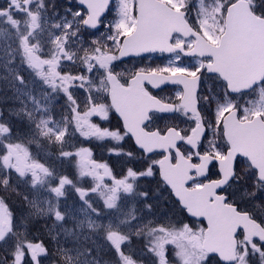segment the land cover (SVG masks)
<instances>
[{
  "label": "snow or ice",
  "instance_id": "1",
  "mask_svg": "<svg viewBox=\"0 0 264 264\" xmlns=\"http://www.w3.org/2000/svg\"><path fill=\"white\" fill-rule=\"evenodd\" d=\"M111 2L68 0L61 9L56 0H7L0 6V68L8 73L0 81L13 92L12 103L20 104L0 109V192L10 191L30 209L25 214L21 207L14 215L6 202L11 197L0 196V264H44L54 257L61 264H264V162L254 159L251 145L234 146L229 137L230 127L239 135L241 114L240 122L264 136V62L243 80H235L223 67L226 49L207 43H216L210 33L223 31L217 17L226 8L224 0H165L176 18L167 36L170 46L161 51L175 53L174 64L114 71L124 58L155 49L143 48V30L132 38L137 21L128 13V0H119L114 19L105 23ZM259 7L264 14V0H259ZM174 37L179 41L175 46ZM184 57H196L197 62L185 65ZM125 71L132 75L129 90L134 91L135 84L147 101L138 116L127 113L114 91ZM145 83L153 89L182 87L171 97H156L143 88ZM37 85L38 95L33 91ZM100 95L110 96L111 103H97ZM60 99L62 111L56 119L53 106ZM113 114L118 117L115 129L92 122L93 117L108 121ZM228 115L231 122L225 119ZM166 117L182 119L185 127L174 123L163 132L147 131L153 118ZM221 129L228 137L226 149L209 137ZM169 133L176 134L171 151L179 152L184 145L192 150L190 161L204 162L203 168L193 165L180 190L176 170L165 174L161 162L145 158L170 151L148 146L154 136ZM77 134L110 144L109 155L122 160L119 173L96 162L90 148H76L72 140ZM40 141L56 146L58 161H76L75 178L60 174L24 146ZM205 155L210 159L204 161ZM157 174L182 211L203 218L206 226L182 221L156 226L161 218L153 201L159 192L141 181L156 179ZM84 177L92 181L87 188L80 186ZM194 180L203 181L194 187H207V192L190 203L181 191ZM21 187L27 189L22 196ZM69 189L76 194L83 218L60 203ZM42 192L47 195L41 197ZM238 193L240 201L235 199ZM125 206L127 212L122 210ZM41 219L51 224L33 232ZM67 220L73 227L65 226ZM137 242L143 247L137 248Z\"/></svg>",
  "mask_w": 264,
  "mask_h": 264
},
{
  "label": "water",
  "instance_id": "2",
  "mask_svg": "<svg viewBox=\"0 0 264 264\" xmlns=\"http://www.w3.org/2000/svg\"><path fill=\"white\" fill-rule=\"evenodd\" d=\"M136 2L137 31L133 33L132 38H135L140 33V31L143 30L147 35V39L143 45V48L155 49V51L149 50L142 55L161 53V49L170 46L167 42V36L169 34L171 24L176 18L175 12L174 10L169 11V7L165 6V4L157 0H136ZM225 35L227 36L226 40L224 39ZM209 45L213 47L223 46L226 49V55L223 60V67L228 71L230 75L233 76L235 80H243L245 75L250 70L255 69L261 64V62H264V19L256 16L251 11L247 0H236L228 5L226 9L225 27L223 33L220 36L219 43L217 45H212L209 43ZM143 48L138 50H143ZM164 53L170 54L168 52ZM129 57L138 56L131 55ZM131 79L132 77L128 80L127 84H123L118 81V83L115 85L114 91L117 95L118 101L126 105L127 113L130 116H138L144 110L147 101L138 90H135V84H132V89L134 91L129 90V81H131ZM166 86L182 87L180 85L172 84H168ZM163 87L165 86H162V88ZM143 88L146 89L148 93H150L149 89H153L147 83L143 85ZM153 90L158 91L160 89ZM108 100L110 104V96H108ZM225 119L231 122L233 120V117L231 115H228L225 117ZM238 124V136L234 134L231 127L229 128V137L232 138L233 145H251V152L254 159H256L257 162H264V136H262L257 129L249 127L246 123L238 121ZM152 131L153 130L148 132ZM196 135H199V132H197ZM175 138V133H169L167 137L154 136L153 143L149 144L148 146L157 145L170 149V151L168 152H158L164 154L159 159V162L163 164L165 174H168L170 170H176V182L178 185V190H180L179 184H181L188 178V175L190 174L189 170L193 168V165H195L197 168H203L204 162L198 161V163H192L189 158H186L183 155L180 149L179 152L171 151V142L175 140ZM223 138L225 142L228 139V137H225L224 134ZM192 139L195 140V137H193ZM171 152H173V154L175 155V162L171 161ZM209 159V156H204V161H207ZM230 161L231 158H229V165ZM206 192L207 187H205L204 189H196L195 187L189 188L188 186H186L181 191V195H185L186 199H188L191 203L193 199H199V197ZM171 195L177 202V198L175 197V195H173L172 193ZM201 207H203V202H201ZM186 215L190 217L187 213ZM194 219L203 221L206 226L207 222L203 218Z\"/></svg>",
  "mask_w": 264,
  "mask_h": 264
},
{
  "label": "rangeland",
  "instance_id": "3",
  "mask_svg": "<svg viewBox=\"0 0 264 264\" xmlns=\"http://www.w3.org/2000/svg\"><path fill=\"white\" fill-rule=\"evenodd\" d=\"M61 0H56V2H60ZM233 0H224V3L226 4V6L230 3V2H232ZM248 1H250V3H251V5L252 6H254V8L256 9V11H257V13H261L262 14V12H261V9H260V7H259V0H248ZM6 0H3V6L6 4ZM0 5H1V1H0ZM118 5H119V0H115V4H114V11H113V18H112V20L114 19V15H115V10L118 8ZM2 6V5H1ZM65 7V6H64ZM217 11L219 12V9H217ZM224 12H225V9L223 10V12L217 17V20L218 19H220V17H221V19L220 20H222V18H223V14H224ZM128 13H129V6H128ZM130 15V14H129ZM263 15V14H262ZM112 20H105V23H107L108 21H112ZM220 20L218 21V24L220 23ZM131 26V25H130ZM219 28L220 29H222V25H220L219 24ZM220 32L221 31H217V32H212V33H210V35L215 39V40H217L218 39V35L220 34ZM99 34H97V36H98ZM90 39H92L91 37H90ZM197 62V60H194L191 64H189V65H192V64H195ZM160 63H162V64H164L165 66H168L170 63H171V61L169 62L168 61V59L167 60H157L156 58H154V57H148V58H144V59H142L141 61H138V62H136V61H132V62H130V63H128V64H124L120 69H118V67L116 68V69H114V71H117V72H120V71H122V70H126V69H133L134 71L136 70V69H140V68H143V69H145V70H152V69H163L164 68V66L163 65H160ZM185 65H187V64H185ZM68 67L69 66H65V70H67L68 69ZM4 75H8V73L3 69V68H0V76H4ZM101 75H102V73H101ZM129 76H131V73H129V72H124V75L120 78V79H127ZM3 89H4V91H3ZM39 85H37L34 89H33V91H34V94H39ZM177 91V90H176ZM0 100H8V102L7 103H5V105H4V107H5V109H7V108H9V107H16V108H19L20 107V104L19 103H15V104H13L12 103V101L9 99V98H11L12 96H13V92L11 91V89H8L6 86H5V84L2 82V81H0ZM162 95V97H171V96H173L174 95V93H171L170 91H166V92H164V93H162L161 94ZM102 96L104 97V98H102ZM23 99H27L26 97H24ZM96 102L97 103H103V104H109L108 103V99H107V95H100L98 98H97V100H96ZM11 103V104H10ZM10 104V105H9ZM29 107H31V105H29ZM0 109H3V103H0ZM7 114V113H6ZM53 115H54V113H53ZM242 116H243V114H241V119H242ZM94 118V117H93ZM92 118V119H93ZM95 118H97V119H100V118H98V117H95ZM115 118V116H114V114L113 115H110V117H109V120L108 121H104L105 123L106 122H109V123H107L106 125H107V127H108V124H110V126H111V124L113 123L112 122V119H114ZM166 120H158V119H155V122L150 126V127H152V128H158V129H160V130H163L164 128L166 129L167 127H169V126H172L174 123L175 124H177L179 127H181V128H183V127H185V122L181 119V120H178V121H176V120H167L168 119V117H166L165 118ZM210 119H211V117H210ZM114 126H115V128L118 126V124L115 122L114 123ZM114 128V129H115ZM209 137L210 138H213V139H217V140H219V147L221 148V149H224V147H225V142H224V140H223V138H222V132L220 131V133L219 134H217V135H214L213 134V132H210L209 133ZM113 143H115L114 141H113ZM204 143L205 144H207V141L205 140L204 141ZM24 146L25 147H27L28 149H29V152L35 157L36 156V154L34 155L33 154V152L31 151V149L28 147V145H27V143H25L24 144ZM110 147V146H109ZM108 147V148H109ZM181 150L183 151V153L186 155V156H188V153L191 151L187 146H182L181 147ZM105 159L106 160H104V161H102V162H98V163H107L108 162V160H109V153H108V151L106 150L105 151ZM151 157H155V158H151ZM158 157H159V155H154V156H149V157H147V158H151V159H147L148 161H149V163H151L152 161H156L157 159H158ZM94 159V158H93ZM247 165L246 164H244V165H242V169L244 168V167H246ZM76 171L78 172V168L76 167ZM158 175V174H157ZM159 178V177H158ZM106 182H110V181H108L107 180V178H106ZM91 183H92V181H91V178L90 177H84V178H82V180H81V183H80V186H83V187H85V188H87V187H89L90 185H91ZM141 183L142 184H144L145 186H146V181H141ZM196 183H194V184H192V185H195ZM147 187V186H146ZM235 187V186H234ZM148 188V187H147ZM21 191H19L20 192V194H21V196L27 191V189L26 188H24V187H21ZM150 190H152V191H154V192H159V195L156 197V199L153 201V203H154V205H155V212H156V215L158 216V217H160L161 218V220L159 221V223L156 225L157 227H159V226H161V225H164V224H166V223H168L169 221H171L172 223H175L176 221H182V222H184V220L183 219H181V214H180V212H179V207L176 205V204H173V202L168 198V195H167V193H166V191L163 189V187L159 184V186L156 184V183H154V184H152L151 186H150ZM6 193V192H5ZM5 193H3V192H0V196H3V195H5ZM9 193H11L10 191H9ZM7 196H10L11 197V199H15L17 196L16 195H14V198L10 195V194H6ZM41 195V197H44L45 195H47L46 193H41L40 194ZM235 199L237 200V201H240L241 199H242V196H241V194H239L238 193V195H237V197H235ZM7 203H8V201H6ZM19 202H21V203H17V207H20V208H17L16 210H20L21 209V207L23 208V211H24V213L25 214H27L29 211H30V209H29V207H27L28 205L20 198L19 199ZM60 203L62 204V205H64V204H67L68 206H69V208H70V210H71V212H72V214L73 215H77L78 217H80V218H83V217H81L80 216V214H79V212H78V208L80 207V205H79V201H78V199H77V197H76V194L74 193V192H72L70 189L68 190V192L66 193V197L65 198H61V201H60ZM101 203H102V201H101ZM24 206V207H23ZM242 209L244 208V204L243 203H241L240 205H239ZM9 209H10V211H12L13 212V214L14 215H19V213H17V211L16 210H14L12 207H9ZM124 212H127L128 211V207L127 206H125V207H123V209H122ZM161 214H164L163 216L161 215ZM149 219H152L151 217L149 218ZM185 222L186 223H189L190 225H202L200 222L199 223H191V222H189L188 220H186L185 219ZM43 225V222H42V224H41V226ZM65 226L66 227H73V223H72V221L71 220H67L66 221V223H65ZM203 226V225H202ZM38 229L35 227V228H33L32 229V231L33 232H36ZM57 230H59V229H57ZM18 231L19 232H23V229H18ZM85 231H87V229H85ZM29 239H31V236H29L28 237ZM19 239H23V236L21 235L20 237H19ZM63 239V237H61V240ZM141 247H143V243H141V242H137V248H141ZM171 247L172 246H169V252L171 253ZM0 255H3V253L2 252H0ZM58 262V263H57ZM57 262H56V259L54 260H51V261H44V264H61V262H60V260L58 259L57 260ZM9 264H10V262H9Z\"/></svg>",
  "mask_w": 264,
  "mask_h": 264
},
{
  "label": "trees",
  "instance_id": "4",
  "mask_svg": "<svg viewBox=\"0 0 264 264\" xmlns=\"http://www.w3.org/2000/svg\"><path fill=\"white\" fill-rule=\"evenodd\" d=\"M1 4H2V2H1ZM263 16H264V14H263ZM3 91H4V89H3ZM102 98H104V97L102 96ZM62 103H63V100L60 99L59 103H57V104H55L53 106L54 107V112L53 113H54V116H55L56 119L60 118V113L62 111V109H61ZM4 105H5V103H3V109H5ZM13 119H14V122L16 123L17 129L18 130L21 129L23 126L21 125L20 121L18 119H15V118H13ZM92 122L98 124L102 128H109V129H114L115 128V126H114L115 122L118 124V120L116 118L112 119L113 123L111 124V126H110V124H108V127H107L106 124L109 123V122L105 123L101 119H97L95 117L92 119ZM117 127H119V125ZM23 130L26 131L27 129L24 128ZM72 143L76 146V148H79V147L90 148L92 153H93V157L92 158H94V160L96 162H102V161L106 160L105 159V155H106L105 151L106 150L108 151V147L110 146V144L106 143V141H101V140H97V139H94V138L90 139V140H86V139L80 137L78 134L72 140ZM27 145L31 149V151L33 152L34 155L36 154V156H39L41 162L47 161V163L49 165L55 167L57 169V171L60 174H62V175H68L70 178H75L76 177V175L78 173L76 171V166H75L76 165V161L75 160H72V161L65 160L63 162L58 161L55 158V156L57 154V151H58L56 146L53 145V146L49 147L47 141H40L38 143H31V144L27 143ZM130 146H131L130 144L127 145V147H130ZM72 150H75V149H72ZM109 157L110 158H109L107 164L113 169L114 173H119L120 168H121V164H122V160L118 159L114 155H112V156L109 155ZM145 158L146 159H151V158H155V157H151V158L145 157ZM154 183H156L158 186L160 184L163 187V189H164V185L159 180L158 175H157L156 179H153V180H150V181H146V186L150 189V186L152 184H154ZM21 190L22 189L20 188L19 191H21ZM165 191H166V193L168 195V198L173 202V204L177 205V203L170 196L168 190H165ZM3 193H5V192H3ZM6 194H10L14 198V195L12 193H9V192H6L5 195H3V196L7 197ZM19 199L20 198H18V197H16L15 199H10V201H8L9 207H12L14 210H16L17 208H20V207H17V203H21V202H19ZM16 211H17V213H20V210L19 211L16 210ZM179 212L181 214V219H183L184 222H185L186 216L184 215L182 210L179 209ZM42 222H43V224H45V223H47L49 225L51 224V220L41 219L39 221L38 225H36L37 229H39L41 227ZM55 259H56V262H57V260L59 258L58 257H54V260Z\"/></svg>",
  "mask_w": 264,
  "mask_h": 264
},
{
  "label": "flooded vegetation",
  "instance_id": "5",
  "mask_svg": "<svg viewBox=\"0 0 264 264\" xmlns=\"http://www.w3.org/2000/svg\"><path fill=\"white\" fill-rule=\"evenodd\" d=\"M6 1H7V0H6ZM159 1H162V2L165 3V0H159ZM233 1H234V0H233ZM233 1H232V2H233ZM1 2H2L1 5L3 6V0H1ZM230 3H231V2H230ZM57 4H58V5L61 7V9H62V8H64V6H65V7L68 6V0H61L60 2H57ZM114 4H115V0H112V2H111L112 13L109 14V15L106 17L107 20H112V18H113ZM128 6H129V14H130L131 16H134V18H135V20H136V14H137V2H136V0H135V11H133V0H128ZM168 6L171 7V5H168ZM226 7H227V6H226ZM252 8H253V11H255V13L258 14L257 11H256V9L254 8V6H252ZM225 11H226V8H225ZM258 15H260V14H258ZM260 16H261V15H260ZM224 18H225V12H224V14H223V18H222V20H220L221 17H220V19H218V21L220 20V23H219V24L222 25V30L224 29ZM106 19H105V20H106ZM100 31L103 32V31H105V29H104V28H101ZM222 32H223V31H221L220 34L218 35V39L215 40V41H216L215 44L218 43L219 37H220V35H221ZM97 34H99V33H97ZM173 39H174V45H173V46H175L176 44L179 43V41L176 40L175 37H174ZM208 41H209L210 43H212L211 40H208ZM212 44H213V43H212ZM113 51H114V50H113ZM117 53H118V52H114V54H116V55H117ZM151 56L154 57V58H156L157 60H167V59H168L169 62L171 61V63L174 64L175 53H170V54H166V53H155V54H150V55H145V56H140V57H130V58L124 60L123 63H119V62H118V69H120L125 63L128 64V63H130V62H132V61H136V62H138V61H141V60L144 59V58H148V57H151ZM194 60H197V58H196V57H184L182 63H183V64H187V65H189V64H191ZM160 65H163V66L165 67V65L162 64V63H160ZM130 77H131V76H130ZM128 79H129V77H128L127 79H120V80H121L123 83H126ZM179 89H180V88H179V87H176V86H168V87H164L163 89L157 91L156 94L159 95L160 97H162L161 94L164 93V92H166V91H170L171 93H175L176 90H179ZM162 132H163V131H162ZM213 171H214V170H213ZM193 183H198V181H195V182H193ZM193 183H192V184H193ZM200 183H202V182H200ZM192 184H191V186H194V185H192ZM183 213H184V211H183ZM184 215H185V214H184ZM185 216H186V215H185ZM185 219L188 220V221L191 222V223H199V222H200V221H195V220H193V219H190V218H188L187 216H186ZM200 223L203 225V222H200Z\"/></svg>",
  "mask_w": 264,
  "mask_h": 264
}]
</instances>
